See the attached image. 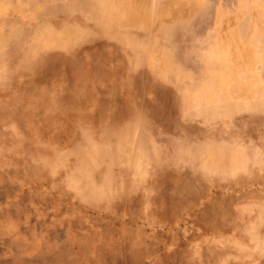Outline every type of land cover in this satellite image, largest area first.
<instances>
[{
    "label": "rangeland",
    "instance_id": "374dc122",
    "mask_svg": "<svg viewBox=\"0 0 264 264\" xmlns=\"http://www.w3.org/2000/svg\"><path fill=\"white\" fill-rule=\"evenodd\" d=\"M0 264H264V0H0Z\"/></svg>",
    "mask_w": 264,
    "mask_h": 264
}]
</instances>
